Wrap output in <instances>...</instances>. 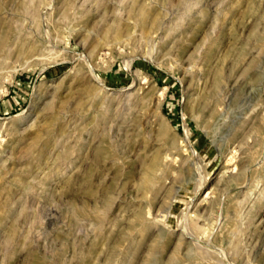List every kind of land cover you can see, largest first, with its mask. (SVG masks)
I'll use <instances>...</instances> for the list:
<instances>
[{"label": "rangeland", "instance_id": "374dc122", "mask_svg": "<svg viewBox=\"0 0 264 264\" xmlns=\"http://www.w3.org/2000/svg\"><path fill=\"white\" fill-rule=\"evenodd\" d=\"M0 264H264V0H0Z\"/></svg>", "mask_w": 264, "mask_h": 264}, {"label": "bare ground", "instance_id": "6f19581e", "mask_svg": "<svg viewBox=\"0 0 264 264\" xmlns=\"http://www.w3.org/2000/svg\"><path fill=\"white\" fill-rule=\"evenodd\" d=\"M147 179V178H146ZM151 180V179H150ZM148 186V185H147Z\"/></svg>", "mask_w": 264, "mask_h": 264}]
</instances>
